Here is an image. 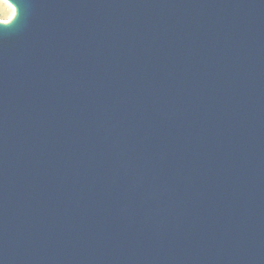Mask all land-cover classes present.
<instances>
[{
    "label": "water",
    "instance_id": "95a60500",
    "mask_svg": "<svg viewBox=\"0 0 264 264\" xmlns=\"http://www.w3.org/2000/svg\"><path fill=\"white\" fill-rule=\"evenodd\" d=\"M0 264H264V0H6Z\"/></svg>",
    "mask_w": 264,
    "mask_h": 264
},
{
    "label": "rangeland",
    "instance_id": "374dc122",
    "mask_svg": "<svg viewBox=\"0 0 264 264\" xmlns=\"http://www.w3.org/2000/svg\"><path fill=\"white\" fill-rule=\"evenodd\" d=\"M14 8L6 0H0V21L6 22L13 16Z\"/></svg>",
    "mask_w": 264,
    "mask_h": 264
}]
</instances>
